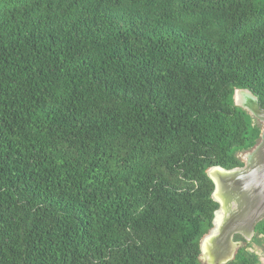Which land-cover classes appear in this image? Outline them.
<instances>
[{"label":"trees","instance_id":"trees-1","mask_svg":"<svg viewBox=\"0 0 264 264\" xmlns=\"http://www.w3.org/2000/svg\"><path fill=\"white\" fill-rule=\"evenodd\" d=\"M236 91L264 111V0H0V264H201Z\"/></svg>","mask_w":264,"mask_h":264},{"label":"water","instance_id":"water-1","mask_svg":"<svg viewBox=\"0 0 264 264\" xmlns=\"http://www.w3.org/2000/svg\"><path fill=\"white\" fill-rule=\"evenodd\" d=\"M237 94L250 99L251 108L236 102ZM234 104L262 125L257 145L248 151L244 168L226 171L212 168L207 175L214 184L212 199L219 205L214 214L213 227L200 241V258L210 264L233 261L243 243L234 242L236 236L251 242L257 225L264 221V111L249 91H236ZM252 157L248 162L247 157ZM212 173L219 175L216 180Z\"/></svg>","mask_w":264,"mask_h":264},{"label":"rangeland","instance_id":"rangeland-1","mask_svg":"<svg viewBox=\"0 0 264 264\" xmlns=\"http://www.w3.org/2000/svg\"><path fill=\"white\" fill-rule=\"evenodd\" d=\"M253 120H254L255 124H258L261 127V129H263V125L257 119L253 118ZM247 153L248 152H242V153L237 154V158L240 159L244 164H245V156L247 155ZM244 247H245V244L243 243L242 248H244ZM250 251L256 253V255H258L262 260L264 259V249H262L261 247L252 246L250 248ZM200 262H201V264H210L203 257L200 258Z\"/></svg>","mask_w":264,"mask_h":264},{"label":"bare ground","instance_id":"bare-ground-1","mask_svg":"<svg viewBox=\"0 0 264 264\" xmlns=\"http://www.w3.org/2000/svg\"><path fill=\"white\" fill-rule=\"evenodd\" d=\"M236 102L239 104V105H244L246 106L247 108H251V102H250V99H248L247 97L244 96V94H237L236 96ZM247 160L248 162H251L252 160V157H247ZM212 176L214 177V179L218 180L219 179V175L216 174V173H212Z\"/></svg>","mask_w":264,"mask_h":264},{"label":"flooded vegetation","instance_id":"flooded-vegetation-1","mask_svg":"<svg viewBox=\"0 0 264 264\" xmlns=\"http://www.w3.org/2000/svg\"><path fill=\"white\" fill-rule=\"evenodd\" d=\"M247 156V155H246ZM246 156H245V162H246ZM235 239V238H234ZM234 242H235V240H234ZM237 243V242H236Z\"/></svg>","mask_w":264,"mask_h":264}]
</instances>
